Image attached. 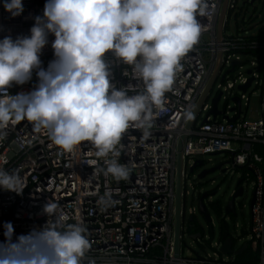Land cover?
<instances>
[{
    "label": "built area",
    "instance_id": "2783aa9c",
    "mask_svg": "<svg viewBox=\"0 0 264 264\" xmlns=\"http://www.w3.org/2000/svg\"><path fill=\"white\" fill-rule=\"evenodd\" d=\"M235 2L228 0L221 39L216 40L215 24L220 0H207L209 15L198 17L204 26L198 43L182 57V69L176 73L171 90L165 92L162 107L154 109V120L148 130L150 134L144 135V130L130 127L123 135L117 145L120 155L116 159L130 169L127 180H117L100 171L107 167L105 160L115 157L111 153L108 157H97L96 148L90 141L81 142L71 152L65 151L52 142L46 129L37 131L27 119L10 122L0 130V169L17 173L26 185L19 195L0 187V244L6 240L5 222L12 223V239L15 240L34 228H42L50 219L55 220V215L50 217L44 212V205L50 201L57 205L61 230L75 223H81L86 229L85 235L91 246L81 264H264V37L232 35L224 31L227 14L234 9ZM22 3L23 12L13 16L5 10L4 0H0V40L5 36L13 40L30 36L35 17H43L46 0H22ZM54 39V34L49 33L48 43L40 53L41 67L45 70L55 59ZM240 49L249 50L241 53L237 51ZM258 49L259 54L249 52L258 53ZM218 51L221 53L220 69L216 77L224 66L225 69L230 66L232 59L239 60V54L247 55L245 60L249 63L246 77L238 73L232 81H227L226 76H232L234 67L239 64L223 75L217 87L219 90L220 84L224 83L219 96L232 88L235 80L240 84L248 76L250 82L260 76L256 82L259 85L258 115L255 119L240 116L239 104L238 113L235 109H228L232 114L227 115H238L234 120L211 118L208 113L210 104L205 98L196 114L197 117L200 110H206L205 119L197 123L195 117L190 127L185 128L188 114L203 89ZM104 60L109 67V79L117 89L126 88L128 95L144 90L142 80L134 77L131 65L112 51L105 54ZM37 71L33 70L31 83H13L7 94L15 96L37 88ZM241 97L242 94L238 96L239 102ZM222 107L226 113V103ZM181 134H184L181 144V233L178 251L174 254L173 177L175 145ZM215 151L226 153L228 166L240 170L241 180H253L249 236L241 243L244 244L241 250L247 247L255 256L248 262L234 260L237 253L233 251L229 235L219 236L220 242H214L211 253H181L186 166L191 165L195 156ZM106 193L111 194V199L101 203ZM193 211V206L187 211L192 218ZM209 229L211 231V224ZM228 236L231 250L222 251L220 245ZM193 239L205 242L203 233Z\"/></svg>",
    "mask_w": 264,
    "mask_h": 264
},
{
    "label": "clouds",
    "instance_id": "9594fccd",
    "mask_svg": "<svg viewBox=\"0 0 264 264\" xmlns=\"http://www.w3.org/2000/svg\"><path fill=\"white\" fill-rule=\"evenodd\" d=\"M4 8L13 16L24 10L22 0H4ZM207 15V0H46L30 36L0 40V130L27 119L65 151L90 141L97 157H115L100 171L127 180L130 169L116 159L117 145L130 127L150 134L154 109L162 107L182 57L198 43L204 27L198 17ZM49 33L55 59L45 70L40 53ZM109 51L132 66L142 92L128 95L111 83L104 60ZM34 69L37 88L7 94L13 83L29 81ZM0 187L19 195L26 185L17 173L0 169ZM110 199L106 193L100 202ZM56 209L46 203L44 212L56 219L15 240L12 223L5 222L0 264H81L91 246L86 229L75 223L61 230Z\"/></svg>",
    "mask_w": 264,
    "mask_h": 264
},
{
    "label": "rangeland",
    "instance_id": "374dc122",
    "mask_svg": "<svg viewBox=\"0 0 264 264\" xmlns=\"http://www.w3.org/2000/svg\"><path fill=\"white\" fill-rule=\"evenodd\" d=\"M244 0H236L234 9L228 13L227 21L224 31L232 35H256L260 33L261 28H264V0H252V2ZM248 56L245 54H239L238 59L242 61L239 65H236L233 69L232 76L227 75V81H232V77L238 73L246 77L247 74L245 70L248 68L249 63L245 60ZM225 66L222 68V71ZM33 74V72H32ZM259 78L254 77L250 84L245 90L241 91L236 86L239 83L237 80L233 82V87L229 88L219 96L217 100V108L221 109L223 104L226 103V114L231 115L232 111L228 108L235 105L234 101L230 98L232 95H240V116H244L246 119H255L259 111V101H258V91L259 85L256 84ZM32 77L26 83H31ZM219 84V78L216 77L212 86L208 91L205 102L210 104V98L217 92ZM224 83L220 84L219 90ZM22 92H28L24 90ZM21 92V93H22ZM225 93V94H224ZM225 97V98H224ZM246 101V105H245ZM206 110L202 109L196 117V122H200L203 118ZM196 158H202L203 164L208 166L212 163L218 161H223L221 166L226 167L224 171L220 172L215 169L212 172L207 173L204 177H197L196 170L192 172H187L184 179V189L186 191L184 195L183 205H184V224L182 227V239L180 243L181 253L183 255L198 254L204 255L206 253H211L214 248V242L219 241V224L223 220L226 224L228 235L232 238L233 249L237 248L242 242L248 240V224L250 220L249 212V199L251 196V191L253 187V180L242 179L240 185L242 186V193L235 196L234 206L236 214L234 216H228L227 213L223 211V204L225 203L228 195L231 193L234 182L239 177L240 170L238 168H232L228 166L225 162L227 155L224 152H218L216 154L206 153L195 156ZM197 168V167H196ZM202 191L209 192L208 196L205 197L204 203L206 211L210 221H206L204 217L198 212L196 207V200L198 193ZM211 200L220 201V211L217 213L214 209L209 207L208 202ZM190 206L194 207L193 220L200 226L203 233L204 243L196 241L189 236L188 228H186V219L188 217V208ZM211 224V231L209 225Z\"/></svg>",
    "mask_w": 264,
    "mask_h": 264
},
{
    "label": "water",
    "instance_id": "95a60500",
    "mask_svg": "<svg viewBox=\"0 0 264 264\" xmlns=\"http://www.w3.org/2000/svg\"><path fill=\"white\" fill-rule=\"evenodd\" d=\"M252 2V0H244ZM228 0H220V6L216 17V24H215V33H216V40L221 39V30H222V23L224 14L226 12V6H227ZM220 55L221 53L218 51L216 54V59L213 63V66L210 70V73L206 79V82L203 86L202 91L200 92L197 100L195 101L192 109L189 113H191V117H187V120L184 124L185 128H189L191 123L193 122L194 118L196 117V114L203 102V100L206 98L208 91L212 85V82L214 81L215 77L218 74V71L220 69ZM242 61L232 59L230 62V66L226 69H224L221 74L219 75V80H222L223 75L229 71H232L233 66L235 64H240ZM249 72V69H246V73ZM251 80V77L248 76L245 80V82H242L240 84H237V88L241 91L245 90V88L248 86L249 82ZM220 91L218 90L211 98H210V107L208 109V113H210L211 118H223L225 120H234L238 115L235 114L233 116H229L226 113L223 112V107L221 109L217 108V100L219 98ZM234 104L229 110L235 109L238 113L239 108V98L238 95L234 94L230 97ZM205 116L201 120H204ZM184 138V134H181L179 136V139L176 141L175 145V161H174V177H173V219H172V235H173V248H174V254H177L178 246H179V235L181 233V210H180V201H181V191H182V153H181V144L182 140ZM218 153V151L213 152V154ZM227 162V160H225ZM223 164V161H218L216 163H212L208 166H205L203 164L202 158H194L191 165L188 166L187 171L192 172L194 168L200 167V169L197 171L196 176L197 177H204L207 173L214 171L215 169H218L220 172L224 171L226 167L221 166ZM241 181L240 177H237V179L234 182V187L231 191V193L228 195L225 203L223 204V211L227 214H230L231 216H234L236 214L235 206H234V198L237 195H240L242 193V186L239 184ZM253 191V190H252ZM251 191V196L249 199V205L252 203L253 200V193ZM209 192L202 191L198 193L197 195V210L198 212L204 217L206 221H208L209 216L208 212L206 211L205 203L203 201V198L208 196ZM192 217L191 215H188L187 221H191ZM189 223H187V226H189ZM199 232H189V236L192 238L199 237ZM231 238L228 236L226 237L221 245L220 250L229 252L231 250ZM244 247V244H241L239 247L234 249L233 251L235 253H238L241 251V249Z\"/></svg>",
    "mask_w": 264,
    "mask_h": 264
},
{
    "label": "trees",
    "instance_id": "16d2710c",
    "mask_svg": "<svg viewBox=\"0 0 264 264\" xmlns=\"http://www.w3.org/2000/svg\"><path fill=\"white\" fill-rule=\"evenodd\" d=\"M249 36H253V37H257V38H263L264 37V28H261L260 33H258L256 35H249ZM248 50L249 49H246V50L240 49V50H237V51H239L241 53L242 52L243 53L244 52L247 53ZM249 52H251L253 54H259V53H261V52H259V49H258V53H256L255 51H249ZM208 204H209V207L212 208V209H214L217 213L220 211V201H218V200H211V201L208 202ZM187 223H189V221H187ZM188 227L189 226H187V228ZM188 232H191V230L188 229ZM219 232H220V238L225 237V236L228 235L227 227H226V224L223 222V220L219 224ZM199 233H202L201 228H200ZM253 258H255V256L253 254L251 255L250 252H249V249L246 247L245 249L241 250L240 252H238L235 255L234 260L235 261H238V262H246V261L248 262V261L252 260Z\"/></svg>",
    "mask_w": 264,
    "mask_h": 264
},
{
    "label": "flooded vegetation",
    "instance_id": "af4514ba",
    "mask_svg": "<svg viewBox=\"0 0 264 264\" xmlns=\"http://www.w3.org/2000/svg\"><path fill=\"white\" fill-rule=\"evenodd\" d=\"M226 160H227V158H226ZM197 169V171L200 169V167H198V168H194L193 170H196ZM196 171V172H197ZM207 175V174H206ZM205 175V176H206ZM204 199H205V197L203 198V201H204ZM188 229L189 230H191V232H199L200 231V226L196 223V221H194L193 219L190 221V223H189V227H188Z\"/></svg>",
    "mask_w": 264,
    "mask_h": 264
}]
</instances>
